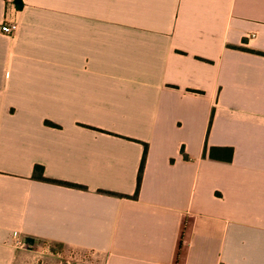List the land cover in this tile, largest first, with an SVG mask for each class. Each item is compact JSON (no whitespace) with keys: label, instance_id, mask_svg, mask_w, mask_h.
Listing matches in <instances>:
<instances>
[{"label":"crops","instance_id":"1","mask_svg":"<svg viewBox=\"0 0 264 264\" xmlns=\"http://www.w3.org/2000/svg\"><path fill=\"white\" fill-rule=\"evenodd\" d=\"M4 19L0 264H264V0H0Z\"/></svg>","mask_w":264,"mask_h":264},{"label":"trees","instance_id":"2","mask_svg":"<svg viewBox=\"0 0 264 264\" xmlns=\"http://www.w3.org/2000/svg\"><path fill=\"white\" fill-rule=\"evenodd\" d=\"M21 5H22L21 1L16 2V6L17 7H21ZM234 48L241 49V47H238V46H236ZM246 50H248L250 52L257 53V54L264 55V52H261V51H255V50H252V49H246ZM47 123L49 125L56 126L55 124H52L50 122H47ZM146 150H147L146 144H144V150H143V154H142L141 161H140L139 168H138L135 194H137L138 189H139V185H140V182H141V174H142L143 167H144ZM206 153H207L208 157L211 158V159L228 162V161L231 160V158L233 156V149H232V147H216V146H212V147L207 148L205 146L203 154L205 155ZM33 176L35 178H37L39 180H43V181H49V182H54V183H59V184H69V183H66V182H63V181H59V180H55V179H50V178L44 177L43 176V167L41 165H35L33 167ZM70 185H73V184H70Z\"/></svg>","mask_w":264,"mask_h":264},{"label":"built area","instance_id":"3","mask_svg":"<svg viewBox=\"0 0 264 264\" xmlns=\"http://www.w3.org/2000/svg\"><path fill=\"white\" fill-rule=\"evenodd\" d=\"M7 4H8V0H7ZM16 27H17L16 22H11V21H8L7 19H4L0 23V31L7 35L12 34L14 30L16 29Z\"/></svg>","mask_w":264,"mask_h":264},{"label":"rangeland","instance_id":"4","mask_svg":"<svg viewBox=\"0 0 264 264\" xmlns=\"http://www.w3.org/2000/svg\"><path fill=\"white\" fill-rule=\"evenodd\" d=\"M15 31V30H14ZM14 33V32H13ZM12 33V34H13ZM10 34V35H12ZM56 250H59L60 255L65 257L66 260H69L70 258L72 259V257L74 256L73 253H71V250L66 249V248H55ZM70 261V260H69ZM65 264H70L69 262L65 263Z\"/></svg>","mask_w":264,"mask_h":264}]
</instances>
